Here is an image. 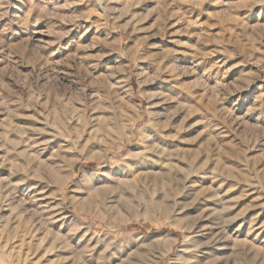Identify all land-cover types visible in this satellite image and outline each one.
Wrapping results in <instances>:
<instances>
[{
  "label": "rangeland",
  "instance_id": "1",
  "mask_svg": "<svg viewBox=\"0 0 264 264\" xmlns=\"http://www.w3.org/2000/svg\"><path fill=\"white\" fill-rule=\"evenodd\" d=\"M0 264H264V0H0Z\"/></svg>",
  "mask_w": 264,
  "mask_h": 264
},
{
  "label": "bare ground",
  "instance_id": "2",
  "mask_svg": "<svg viewBox=\"0 0 264 264\" xmlns=\"http://www.w3.org/2000/svg\"><path fill=\"white\" fill-rule=\"evenodd\" d=\"M138 121V120H137ZM136 121V122H137ZM136 123H134L133 124V126L135 125ZM255 222H257V221H255ZM257 226V225H256ZM255 225H253V228H255L256 227ZM260 229V228H259ZM255 230V229H254ZM251 232V231H250ZM192 233V232H191ZM253 237V236H252ZM260 241V238H259V236L258 235H256V237H255V243H253V244H251V248L254 250V251H256V254H257V252H259V247H257V244H258V242ZM185 244V243H184ZM184 252V251H183ZM182 253V252H181ZM180 253V254H181ZM183 254V253H182ZM185 255V254H184ZM194 255V257H195V259L196 260H198L197 258H198V253L196 254H193ZM187 257V256H186ZM190 257V256H189ZM188 257V258H189ZM190 260V259H189ZM200 260V259H199ZM194 263V262H193Z\"/></svg>",
  "mask_w": 264,
  "mask_h": 264
}]
</instances>
